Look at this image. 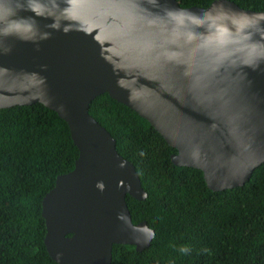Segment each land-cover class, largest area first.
<instances>
[{"label":"water","instance_id":"1","mask_svg":"<svg viewBox=\"0 0 264 264\" xmlns=\"http://www.w3.org/2000/svg\"><path fill=\"white\" fill-rule=\"evenodd\" d=\"M106 94L175 150L206 188L242 187L264 163V11L213 0H0V109L41 104L77 155L40 201L56 264H110L112 245L147 248L128 196L144 200L133 166L88 114Z\"/></svg>","mask_w":264,"mask_h":264},{"label":"trees","instance_id":"2","mask_svg":"<svg viewBox=\"0 0 264 264\" xmlns=\"http://www.w3.org/2000/svg\"><path fill=\"white\" fill-rule=\"evenodd\" d=\"M176 1L204 8L213 0ZM229 1L264 11V0ZM88 114L146 193L141 201L125 197L131 222L154 232L140 252L112 245L110 264H264V163L242 187L212 192L200 171L172 165L175 150L145 120L106 94L91 101ZM76 155L53 111L41 104L0 109V264H56L42 242L40 201Z\"/></svg>","mask_w":264,"mask_h":264},{"label":"clouds","instance_id":"3","mask_svg":"<svg viewBox=\"0 0 264 264\" xmlns=\"http://www.w3.org/2000/svg\"><path fill=\"white\" fill-rule=\"evenodd\" d=\"M44 227V226H43ZM44 236V235H43ZM42 239H43V237H42Z\"/></svg>","mask_w":264,"mask_h":264}]
</instances>
